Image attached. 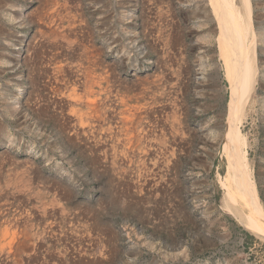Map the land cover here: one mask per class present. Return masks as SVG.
I'll return each mask as SVG.
<instances>
[{
    "label": "rangeland",
    "instance_id": "1",
    "mask_svg": "<svg viewBox=\"0 0 264 264\" xmlns=\"http://www.w3.org/2000/svg\"><path fill=\"white\" fill-rule=\"evenodd\" d=\"M248 1L240 129L264 213V0ZM216 35L209 0H0V264H264L221 208Z\"/></svg>",
    "mask_w": 264,
    "mask_h": 264
},
{
    "label": "bare ground",
    "instance_id": "2",
    "mask_svg": "<svg viewBox=\"0 0 264 264\" xmlns=\"http://www.w3.org/2000/svg\"><path fill=\"white\" fill-rule=\"evenodd\" d=\"M209 4L217 21L215 39L222 60V74L229 88V110L222 131L224 141L221 148L225 174L218 181L223 191L221 208L247 230L264 238V213L249 170L247 149L240 129L242 111L255 73L252 10L248 0H238L237 3L236 0H209Z\"/></svg>",
    "mask_w": 264,
    "mask_h": 264
}]
</instances>
